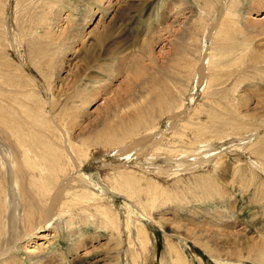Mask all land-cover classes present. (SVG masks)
I'll return each mask as SVG.
<instances>
[{"label": "rangeland", "instance_id": "obj_1", "mask_svg": "<svg viewBox=\"0 0 264 264\" xmlns=\"http://www.w3.org/2000/svg\"><path fill=\"white\" fill-rule=\"evenodd\" d=\"M4 136L74 179L11 263L264 264V0H0Z\"/></svg>", "mask_w": 264, "mask_h": 264}, {"label": "bare ground", "instance_id": "obj_2", "mask_svg": "<svg viewBox=\"0 0 264 264\" xmlns=\"http://www.w3.org/2000/svg\"><path fill=\"white\" fill-rule=\"evenodd\" d=\"M179 12L181 11L179 10L178 13ZM178 15L180 16V14ZM146 43L149 47L150 43ZM145 53H147V51H145ZM145 57L149 59L150 56L144 54V58ZM139 69L141 71L140 76H143L145 70L140 67ZM144 77L143 79L147 80L146 74H144ZM7 138L9 137L4 136V143L0 141V264H17V259L13 263L10 262L13 257H16L15 254H13L16 245L23 239L29 238V236L35 233V230H38L36 227L37 219L35 218V220H32V218L41 217V221H39L38 224L40 222L47 224L54 219L53 216L57 209L60 214H62L63 211H65L63 207L69 205V202L65 200V197H68L65 191L68 187H71L70 185L72 183L70 184V181L73 182L74 179L72 181L66 178V163L62 162V166L56 165L57 170L53 172L55 177L54 184L50 186V184L45 183L44 177L46 174L42 172L43 164L35 163L30 160V158L33 159L34 157L32 156L33 154L31 155L32 149L26 148L22 144L17 146L14 141ZM25 166L29 169H25ZM30 169H38L39 172H30ZM39 179H42V182ZM24 180L26 182H24ZM39 182H41L40 185ZM29 191L31 194H29ZM35 193L36 198L33 196ZM82 198H87V195H82ZM37 202L45 203V205L40 207ZM11 210L12 213L10 214ZM32 221H35V225ZM20 225L21 227H19ZM36 248H38L39 252L35 254L36 250L33 248L29 252V256L31 260L38 259L37 262H39L42 261L43 256H41V253L43 251L39 245ZM5 254L8 255V259L4 258L6 257ZM217 258H215V260H218ZM179 261L180 260H177L176 264ZM42 263L43 262L40 264Z\"/></svg>", "mask_w": 264, "mask_h": 264}]
</instances>
